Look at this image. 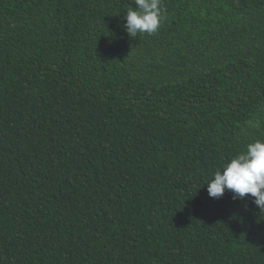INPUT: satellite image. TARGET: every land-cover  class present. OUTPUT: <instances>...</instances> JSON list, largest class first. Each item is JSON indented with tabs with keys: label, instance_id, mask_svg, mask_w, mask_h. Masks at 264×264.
Returning a JSON list of instances; mask_svg holds the SVG:
<instances>
[{
	"label": "trees",
	"instance_id": "16d2710c",
	"mask_svg": "<svg viewBox=\"0 0 264 264\" xmlns=\"http://www.w3.org/2000/svg\"><path fill=\"white\" fill-rule=\"evenodd\" d=\"M162 4L133 38L135 0H0V264H264L206 185L264 140V0Z\"/></svg>",
	"mask_w": 264,
	"mask_h": 264
},
{
	"label": "clouds",
	"instance_id": "9594fccd",
	"mask_svg": "<svg viewBox=\"0 0 264 264\" xmlns=\"http://www.w3.org/2000/svg\"><path fill=\"white\" fill-rule=\"evenodd\" d=\"M164 18L162 0H135L124 18L129 36L155 34ZM262 121L253 117L245 126L259 129ZM208 196L219 200L226 192L233 193V200L251 197L256 208L264 212V140L248 143L246 150L238 152L230 161L216 170L206 183Z\"/></svg>",
	"mask_w": 264,
	"mask_h": 264
}]
</instances>
